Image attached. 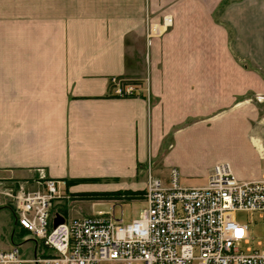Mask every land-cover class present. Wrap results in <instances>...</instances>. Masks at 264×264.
<instances>
[{
    "label": "crops",
    "instance_id": "1",
    "mask_svg": "<svg viewBox=\"0 0 264 264\" xmlns=\"http://www.w3.org/2000/svg\"><path fill=\"white\" fill-rule=\"evenodd\" d=\"M114 76L148 78L150 92L115 96ZM257 95L264 0H0V188L31 186L43 170L74 196L138 198L149 174L161 178L157 166L168 180L177 168L180 182L203 186L221 161L241 180L260 178ZM6 202L3 250L17 225ZM74 205L60 200L55 210L69 216Z\"/></svg>",
    "mask_w": 264,
    "mask_h": 264
},
{
    "label": "built area",
    "instance_id": "2",
    "mask_svg": "<svg viewBox=\"0 0 264 264\" xmlns=\"http://www.w3.org/2000/svg\"><path fill=\"white\" fill-rule=\"evenodd\" d=\"M110 86L120 97L150 92L147 81L112 77ZM28 184L5 186L0 194L12 199L19 226L53 255L27 259L14 245L0 250V264H264V249L252 247L249 224L237 219L239 211L264 212V176L241 180L229 162H217L203 186L181 185L177 168L167 182L149 174L139 195L146 206L130 223L114 211L65 217L55 206L71 194L43 170ZM58 214L65 221L54 227Z\"/></svg>",
    "mask_w": 264,
    "mask_h": 264
},
{
    "label": "rangeland",
    "instance_id": "3",
    "mask_svg": "<svg viewBox=\"0 0 264 264\" xmlns=\"http://www.w3.org/2000/svg\"><path fill=\"white\" fill-rule=\"evenodd\" d=\"M117 77V76H114ZM125 78L127 80H130L126 77H120ZM144 79V80H143ZM140 81H133L143 84V82H148V78H143ZM131 81V80H130ZM250 95V94H249ZM248 95V96H249ZM246 97V96H243ZM251 98V96L249 97ZM251 109L254 112V120L252 121L254 125H258L262 123L263 125V133H264V95H257L254 98H251ZM259 119L262 120V122H257ZM264 142V140H263ZM224 154V153H223ZM221 154V155H223ZM196 156H198L196 154ZM230 157L231 159H235L234 154L226 155ZM212 158H214V154H206L202 157V162L204 160V163L212 161ZM236 160V159H235ZM200 161V158L198 160V163ZM162 167H158L154 170V174L161 177V179L164 182L169 181V174L165 170H161ZM257 170L260 172V178L264 176V159L260 162V164L257 166ZM263 174V175H262ZM39 178V175H38ZM259 179V178H257ZM201 179H192V180H181V185L184 186H197L194 184H198ZM6 201H2L0 198V206L3 205V203ZM68 202L75 203L74 207L70 209L69 216L66 217H73L76 214H79L80 209H90L92 210V213H97L99 211L103 212H113L116 219L121 220L123 223H130L134 218H136L139 215L140 210L146 206V203L143 199L128 196V195H109L104 193L99 194H88V196H74V194H71V198L68 200ZM95 202V203H94ZM9 204L10 207L13 206V202L11 198H8V201L6 202ZM14 207V206H13ZM81 207V208H80ZM5 212V211H3ZM2 212V213H3ZM7 212V216L5 213L2 216L0 220H2V231L0 232V235L2 236V239L5 242H8V236L9 231L11 229L10 227V221L13 219L11 214ZM237 219L239 222L242 223H248L249 224V232L251 236V245L254 248L264 249V212H256L252 215H250L247 211H239L237 213ZM18 235V232H17ZM34 237L31 233H27L24 236H15L16 244H19L22 255L29 259L34 257L33 252V245H34ZM39 248L42 249L43 252H49L52 254L51 250H48V248L44 245L43 242L39 244ZM47 249V250H46ZM3 250V249H0ZM53 255V254H52ZM108 264V263H105Z\"/></svg>",
    "mask_w": 264,
    "mask_h": 264
},
{
    "label": "trees",
    "instance_id": "4",
    "mask_svg": "<svg viewBox=\"0 0 264 264\" xmlns=\"http://www.w3.org/2000/svg\"><path fill=\"white\" fill-rule=\"evenodd\" d=\"M104 194H109V195H113V196H115V195H128V194H124V193H121V194H119V193H104ZM129 196H133V195H129ZM134 197V196H133ZM12 209H13V211H14V208L12 207ZM60 212H62V214L66 217V214H65V212H63L62 210L60 211ZM17 232H18V235L20 236H24L25 234H27V233H30L28 230H26V229H24V228H21V227H19L18 226V223H17V225H16V227H15V229H14V233H13V235H12V239H13V242H14V245H16V246H19V244H16V241H15V236H18L17 235ZM34 241H39V240H37L36 238H34ZM36 244L34 243V246H35ZM47 250V249H46ZM49 250V249H48ZM35 255H38V256H51L52 254H50L49 252H43L42 251V249H40L39 248V245L37 246V248L35 249Z\"/></svg>",
    "mask_w": 264,
    "mask_h": 264
},
{
    "label": "water",
    "instance_id": "5",
    "mask_svg": "<svg viewBox=\"0 0 264 264\" xmlns=\"http://www.w3.org/2000/svg\"><path fill=\"white\" fill-rule=\"evenodd\" d=\"M64 221H65L64 216L58 214V215L56 216V218L54 219L53 226H54V227H57L59 224L63 223Z\"/></svg>",
    "mask_w": 264,
    "mask_h": 264
}]
</instances>
